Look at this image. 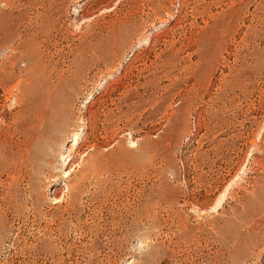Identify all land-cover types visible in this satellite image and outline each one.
Here are the masks:
<instances>
[{
    "label": "rangeland",
    "instance_id": "1",
    "mask_svg": "<svg viewBox=\"0 0 264 264\" xmlns=\"http://www.w3.org/2000/svg\"><path fill=\"white\" fill-rule=\"evenodd\" d=\"M0 264H264V0H0Z\"/></svg>",
    "mask_w": 264,
    "mask_h": 264
},
{
    "label": "bare ground",
    "instance_id": "2",
    "mask_svg": "<svg viewBox=\"0 0 264 264\" xmlns=\"http://www.w3.org/2000/svg\"><path fill=\"white\" fill-rule=\"evenodd\" d=\"M77 10V9H76ZM76 12V11H75ZM105 84V83H104ZM52 101V100H50ZM49 103V102H47ZM47 105V104H46ZM64 116V115H63ZM62 116V113L56 108V104L54 102H51L49 103L43 110V113L41 115V118H40V131H38L37 133V142H38V148L40 147V145L42 143H44L45 139L44 137L50 132L51 128H55L57 127V125H60L62 122H63V117ZM60 127V126H59ZM53 130V129H52ZM63 137V136H62ZM66 138H63L61 140V143H64ZM36 140V139H35ZM78 135L76 134V136H74V140H73V147L74 146H78L79 144V141H78ZM33 141V140H32ZM36 142V141H35ZM37 144V143H36ZM65 144V143H64ZM66 145V144H65ZM42 146V145H41ZM30 147V146H29ZM32 147V146H31ZM36 147V146H35ZM34 148V147H33ZM27 149V148H26ZM26 151V150H25ZM38 152L39 149H37ZM28 152V151H27ZM36 151L32 152V153H35ZM30 154V152H28ZM40 154V153H39ZM38 153L37 154H32L34 156L33 157V161H36L38 162L40 160V156ZM27 157V156H26ZM30 157V158H32ZM28 158V157H27ZM68 163L67 165H69L71 163V160L70 159V156H68L66 159H68ZM66 178H69L71 176V173L69 171H67V174H66ZM56 193V192H55ZM57 199V198H56Z\"/></svg>",
    "mask_w": 264,
    "mask_h": 264
}]
</instances>
